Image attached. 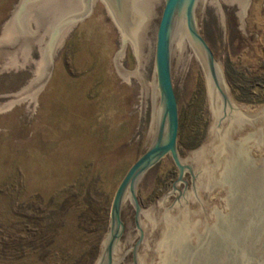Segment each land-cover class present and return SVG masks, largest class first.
Masks as SVG:
<instances>
[{"label":"rangeland","instance_id":"rangeland-1","mask_svg":"<svg viewBox=\"0 0 264 264\" xmlns=\"http://www.w3.org/2000/svg\"><path fill=\"white\" fill-rule=\"evenodd\" d=\"M215 1L205 0L199 35L233 101L242 111L257 112L264 109V0H249L243 17L237 4ZM17 4L0 0V32ZM69 25L42 84L35 79L41 57L36 45L23 54L0 56V264H94L114 192L145 144L149 89L141 112L139 79L115 67L114 53L123 40L105 5L94 0L91 13ZM154 47L155 40L149 41L145 81ZM118 60L124 69H134L128 44ZM169 73L177 108L176 150L185 158L202 144L209 102L189 46L171 48ZM248 86L249 93L243 92ZM177 174L168 153L150 165L135 191L140 210L170 192ZM180 179L189 190V173ZM174 189L179 199L183 183ZM176 198L172 191L167 201Z\"/></svg>","mask_w":264,"mask_h":264},{"label":"water","instance_id":"water-1","mask_svg":"<svg viewBox=\"0 0 264 264\" xmlns=\"http://www.w3.org/2000/svg\"><path fill=\"white\" fill-rule=\"evenodd\" d=\"M93 1L18 0L0 32V56L23 54L36 45L41 57L35 79L44 83L66 27L87 17ZM222 1L237 4L240 17L249 4ZM101 2L123 40L114 53L115 67L121 75L139 79L141 112L147 88L151 106L144 147L114 192L94 264H264V109L240 112L232 101L221 68L198 32L205 0ZM184 39L202 70L209 118L202 144L179 158L169 53ZM151 40L153 65L145 81L142 66ZM127 44L135 61L132 70L118 60ZM165 153L177 166V180L170 192L140 210L135 195L139 179ZM185 171L189 190L180 179ZM179 182L183 190L178 199L174 186ZM172 191L177 198L168 202Z\"/></svg>","mask_w":264,"mask_h":264},{"label":"bare ground","instance_id":"bare-ground-1","mask_svg":"<svg viewBox=\"0 0 264 264\" xmlns=\"http://www.w3.org/2000/svg\"><path fill=\"white\" fill-rule=\"evenodd\" d=\"M69 28H70V25L66 27V29H65V31H64V33H63L61 39H60V41H59L58 44H57V46L60 45V43H61L63 37L65 36V34H66L67 31L69 30ZM57 46H56V47H57ZM188 46H189V45H188V43H187V41H186L185 39L183 40L182 44H180V45H176V47H177L178 49H180V50H182V49H184L185 47H188ZM230 97H231V96H230ZM231 99H232V98H231ZM232 101H233V99H232ZM233 102H234V101H233ZM234 104L237 106V108L239 109L240 112H244V111H242V107H241V106H238L235 102H234ZM262 109H263V108H262ZM247 113H249V114H254L255 112H249V111H247Z\"/></svg>","mask_w":264,"mask_h":264},{"label":"trees","instance_id":"trees-1","mask_svg":"<svg viewBox=\"0 0 264 264\" xmlns=\"http://www.w3.org/2000/svg\"><path fill=\"white\" fill-rule=\"evenodd\" d=\"M229 84L231 85V88L234 90V83L232 82V79H230V78H229ZM242 90L245 93H249V91L251 90V88L248 86L246 88H243ZM237 98L240 99L238 95H237Z\"/></svg>","mask_w":264,"mask_h":264}]
</instances>
